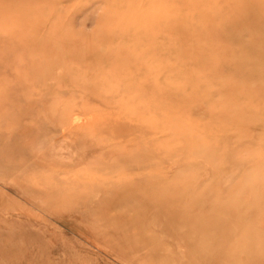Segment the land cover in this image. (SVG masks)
Instances as JSON below:
<instances>
[{"label":"rangeland","instance_id":"obj_1","mask_svg":"<svg viewBox=\"0 0 264 264\" xmlns=\"http://www.w3.org/2000/svg\"><path fill=\"white\" fill-rule=\"evenodd\" d=\"M0 264H264V0H0Z\"/></svg>","mask_w":264,"mask_h":264},{"label":"bare ground","instance_id":"obj_2","mask_svg":"<svg viewBox=\"0 0 264 264\" xmlns=\"http://www.w3.org/2000/svg\"><path fill=\"white\" fill-rule=\"evenodd\" d=\"M162 193H163V195H164V190L162 191ZM152 196H153V194H152ZM165 196V195H164ZM149 197H150V199H151V201L149 202V204H151L150 206L152 207V206H154V205H156V203H158V202H156L155 203V198L153 199V197H151V195L149 194ZM162 211H164V210H162ZM166 213V212H165ZM165 217H166V215H165ZM212 223V222H211ZM209 223V225H210V227H206L205 229H203L202 231H200V235H202V236H206V235H209L208 234V230H210V229H213V230H217V229H228L229 227H236V224L235 225H231L229 222H226V221H224V222H214V223ZM234 228H231L230 230H229V232L231 231L232 232V230L234 229ZM203 250H205V247L203 248Z\"/></svg>","mask_w":264,"mask_h":264}]
</instances>
